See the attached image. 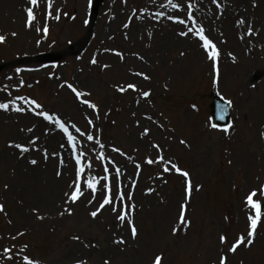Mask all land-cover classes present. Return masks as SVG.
<instances>
[{"label":"rangeland","instance_id":"obj_1","mask_svg":"<svg viewBox=\"0 0 264 264\" xmlns=\"http://www.w3.org/2000/svg\"><path fill=\"white\" fill-rule=\"evenodd\" d=\"M92 1L51 0L49 8L48 0L36 7L0 0V65L66 51L86 36ZM173 2L179 10L167 0H104L82 53L0 72V103H9L0 110V264H24L25 256L41 264H154L158 255L160 264H220L222 256L226 264H264V216L253 243L229 251L248 231L247 194L264 184V0ZM189 12L216 45L215 61L197 38L179 34L192 26ZM68 85L86 95L77 98ZM213 94L231 102L227 132L211 126ZM12 101L23 111L11 110ZM41 111L60 119L83 152L84 195L75 203L65 195L75 180L73 148ZM159 157L164 162L146 163ZM167 162L189 173L190 195L183 176L163 170ZM89 175L98 181L94 199L83 186ZM104 195L112 204L93 218ZM113 205L125 211L124 221Z\"/></svg>","mask_w":264,"mask_h":264},{"label":"snow or ice","instance_id":"obj_2","mask_svg":"<svg viewBox=\"0 0 264 264\" xmlns=\"http://www.w3.org/2000/svg\"><path fill=\"white\" fill-rule=\"evenodd\" d=\"M213 3H216V0H212ZM29 3L33 6L36 7L38 6V0H29ZM167 6L174 9V10H179L180 6L178 3L173 2V0H167ZM48 7L51 8V0H48ZM191 7V5L189 6ZM27 11V23L29 25H31V23L33 22V20L35 19L34 16V12H33V8L30 7L28 9H26ZM49 15H51V13H49ZM158 16H163L164 13H157ZM57 19H59V16L56 17ZM168 19L173 20V22L176 23H180V24H185V20L183 19H178V18H174L173 16H169ZM187 20L188 21H192V26L191 27H187L186 31H181L179 34L181 36H189V34L192 35V37L197 38L198 41L202 42L201 43V47L204 49V51L206 53H208V59L215 61L217 59V57L219 56V51L216 48V45L205 35V29L203 26L197 25L191 12H189L188 16H187ZM240 24H244L245 22L243 20L239 21ZM125 27H128V25H125ZM45 32H47V29H44ZM248 35H252V29L251 27H249L248 29ZM5 37L0 36V43L4 42ZM39 43V42H38ZM117 55H121L120 53H116ZM93 63H95V60L92 61ZM213 67L215 69L216 65L215 63L213 64ZM136 75H141L140 73H136ZM144 79H148L147 76L144 77ZM214 83L216 82L215 80L213 81ZM22 83V82H21ZM69 88L72 89L73 92L76 93L77 98L86 95L85 93L82 92H78L74 87H72V85H68ZM127 89H132L133 91H136V87L134 84L129 83L127 85ZM120 91H125L126 89L121 87L119 89ZM142 95L146 98L149 96V92H143ZM18 99L24 100L25 103L28 104H35V107L37 109H39L41 106L36 103L35 101H31V100H26V98L24 97H18ZM12 109L13 111H23L22 108L17 107L15 105V102L12 101ZM84 103H88L87 101H84ZM229 104H231L230 101H228ZM88 107L89 108H95V105L92 103H88ZM0 110H9V103H0ZM37 115H40L43 117L44 120L48 121L49 123H54L55 126L64 133V135L67 138V144L69 146H72L73 148V158L75 159V180L73 181V184L70 185V189H72L71 193H65V195L68 197V199L66 200L67 202H71V203H75L80 196L84 195V192L81 190L82 189V185H81V177L82 174L84 173L85 169L84 166L81 163V159L80 157L83 156V152L77 153L75 150V137L69 132L68 128L65 127V124L62 123L60 121V119H58L56 116L54 115H49L47 112H37ZM150 119V117H149ZM89 123L91 124L92 121L89 120ZM29 131H31V129H29ZM78 131V130H77ZM225 132L228 131V128L224 129ZM148 134V129H145L144 131V135ZM81 135H84V133H81ZM87 139L89 141L93 140V136L92 135H88ZM99 141H97L98 143ZM30 143H34L33 141H30ZM181 143H185L183 140H181ZM16 148H18L20 150L21 153H26L29 151L28 147L22 146L21 144H15L12 145ZM63 146V145H62ZM153 147H158L157 145H153ZM155 162H164V158L163 157H159V159L157 161H153L151 159L147 160L146 163L148 164H152ZM31 164L35 165L37 163V161L35 159L30 161ZM170 163V167H165L163 170L165 172H168L170 170H175L177 173H179L181 176H183L185 178V180L187 181V187L185 189V191L190 195L191 190H192V185H191V181L189 180V173L186 171H182L180 168H178L174 163L171 162H167ZM63 164V161H61V165ZM89 167H91V165H89ZM137 168H139V165H137ZM107 171V170H106ZM119 170H117L118 172ZM57 176L61 175V173L59 171H57L56 173ZM104 180H107L108 177L107 175L104 176L103 178ZM97 179L94 176L89 175L83 183V186H86L88 189H91L92 194H93V199L95 198V193L97 191ZM102 188L108 190L110 192V189H108L107 185H101ZM264 197V184H261L259 190H252L251 192H249L245 198V206L246 209L248 210L249 214L247 216V221H248V231L246 236L241 235L240 237H238L235 242L231 245V247L229 248V251L231 252H235L237 250V248L241 245V244H245V245H251L253 243V238L255 236V232L256 229L258 227V224L261 222V218L262 216H264V212H262V204H264V200L262 199H254L256 197ZM117 199L123 201L124 200V195L122 194H117L116 196ZM112 196L111 195H104L103 196V200L99 205V208L96 211H92L90 212V215L93 218H96L98 215V212L103 209L106 205H110L112 204ZM128 199H131V193L128 194ZM89 203H91V201H89ZM134 208V205L132 206ZM0 211H3V207L0 206ZM112 211L117 213V219L120 221H124L125 220V216L126 213L123 209L113 205L112 206ZM184 212H185V205H181V212H180V217L181 220H184ZM254 212V214H253ZM64 213H61V215H63ZM69 214H71L69 212ZM38 218H42V217H38ZM128 224L131 227V234L132 237L135 238L136 236V228L133 225V222L131 220L127 221ZM22 235V233L20 234ZM73 239H79V237H73ZM225 237L221 236L220 237V242L223 244L225 243ZM118 243H124L123 240L118 241ZM5 253H8L10 251V249H5L4 250ZM8 259H11V257H7ZM24 264H38V262L30 259L29 257L25 256L24 258ZM162 257L161 256H156L154 264H160ZM105 264H107V261L105 262ZM220 264H226V258L225 257H221L220 258Z\"/></svg>","mask_w":264,"mask_h":264},{"label":"water","instance_id":"obj_3","mask_svg":"<svg viewBox=\"0 0 264 264\" xmlns=\"http://www.w3.org/2000/svg\"><path fill=\"white\" fill-rule=\"evenodd\" d=\"M103 0H96L92 11H91V29L89 31L88 36L82 40L81 42L73 45L70 47V49L63 55L57 56V57H48V56H44V55H40L38 57H35L33 59H23L20 61H17L15 63H20V62H24V61H52L55 62L57 61L59 58L65 56V55H72V54H76L80 51H82L86 44L88 43L90 36L92 34V28L93 25L95 23V19H96V13H97V8L98 6L101 4ZM2 69V67H0V70ZM212 124L214 126H222V127H226L229 123V109H230V105L221 100L220 98H218L217 96H214L212 99Z\"/></svg>","mask_w":264,"mask_h":264},{"label":"bare ground","instance_id":"obj_4","mask_svg":"<svg viewBox=\"0 0 264 264\" xmlns=\"http://www.w3.org/2000/svg\"><path fill=\"white\" fill-rule=\"evenodd\" d=\"M195 13H196V15H197L196 17H198V18H199V16H198L197 12H195ZM212 13H213V12H212ZM212 15H213V14H212ZM195 19H196V18H195ZM199 19H200V18H199ZM136 73H138V72H134L135 76H136ZM70 167H71V166H69V168H70ZM97 190H98V187H97ZM90 191H91V189H90ZM91 192H92V191H91ZM96 192H97V191H96ZM95 194H96V193H95ZM38 264H41V263H39V262H38ZM57 264H58V263H57Z\"/></svg>","mask_w":264,"mask_h":264}]
</instances>
